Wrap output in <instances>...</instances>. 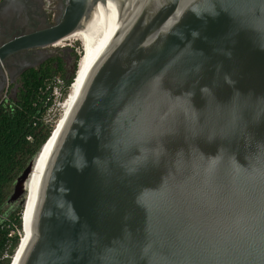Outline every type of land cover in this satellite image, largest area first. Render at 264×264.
<instances>
[{"label":"water","instance_id":"water-1","mask_svg":"<svg viewBox=\"0 0 264 264\" xmlns=\"http://www.w3.org/2000/svg\"><path fill=\"white\" fill-rule=\"evenodd\" d=\"M80 28L15 264H264V0H66L1 52Z\"/></svg>","mask_w":264,"mask_h":264},{"label":"trees","instance_id":"trees-1","mask_svg":"<svg viewBox=\"0 0 264 264\" xmlns=\"http://www.w3.org/2000/svg\"><path fill=\"white\" fill-rule=\"evenodd\" d=\"M52 70L28 69L15 100L0 105V264L11 263L22 236L24 202L11 200L14 186L54 127L43 121L57 74ZM73 77H63L68 87Z\"/></svg>","mask_w":264,"mask_h":264},{"label":"flooded vegetation","instance_id":"flooded-vegetation-1","mask_svg":"<svg viewBox=\"0 0 264 264\" xmlns=\"http://www.w3.org/2000/svg\"><path fill=\"white\" fill-rule=\"evenodd\" d=\"M66 0H4L0 3V105L15 100L30 68H53L55 76L70 77L78 63L71 46H48L1 52L16 37L44 29L59 20ZM52 47V48H51Z\"/></svg>","mask_w":264,"mask_h":264},{"label":"bare ground","instance_id":"bare-ground-1","mask_svg":"<svg viewBox=\"0 0 264 264\" xmlns=\"http://www.w3.org/2000/svg\"><path fill=\"white\" fill-rule=\"evenodd\" d=\"M72 39L81 41L83 52H82L80 59H79V62H78L77 72H76V75L74 76L75 79H74L72 85L70 86L69 93H68V96L66 98V102L64 103L62 114L58 118L57 122L55 123L58 125L55 128V130L53 132H51L52 134L49 136L47 141L43 144L42 149L39 151L38 155L36 156L32 171H31V173L27 179V182H26V188L28 189V191H27V196H26L27 201H25V206H24L25 209H24V214H23V233L24 234L21 237L22 239L20 241V247H18V251L15 255V259H14L13 264L16 263L17 258L19 256L24 244H25V241L27 240L28 236L30 235V233L28 231H25L26 221H27V216H28V212H29L32 194H33L35 184H36L38 169L40 167L42 159H43V157H44L55 133L57 132L62 120L64 119L67 111L69 110L72 103L74 102V100L78 96V94H79L81 88L83 87V85L87 79V76L90 72V68L86 67L87 58H88V38H87L86 32L83 28H80L73 35H71L67 39L59 42L58 44H56V46H65L64 45L65 42L70 41Z\"/></svg>","mask_w":264,"mask_h":264},{"label":"built area","instance_id":"built-area-1","mask_svg":"<svg viewBox=\"0 0 264 264\" xmlns=\"http://www.w3.org/2000/svg\"><path fill=\"white\" fill-rule=\"evenodd\" d=\"M4 0H0V3ZM68 87L66 81L62 76H55L51 90V102L43 116L44 123L53 125L57 118L62 114L64 103L68 96Z\"/></svg>","mask_w":264,"mask_h":264},{"label":"rangeland","instance_id":"rangeland-1","mask_svg":"<svg viewBox=\"0 0 264 264\" xmlns=\"http://www.w3.org/2000/svg\"><path fill=\"white\" fill-rule=\"evenodd\" d=\"M65 46H71V47H74L75 48V53H77V55H78V57H79V59H80V56H81V54H82V52H83V48H82V44H81V41H79V40H75V39H72V40H70V41H67V42H65V44H64ZM52 48V47H51ZM56 48H62V46H56ZM79 59H78V62H79ZM77 66H78V63H77V65H76V69H77ZM75 69V70H76ZM68 93H69V90H68ZM61 116V115H60ZM59 116V117H60ZM58 117V118H59ZM58 118H57V120H58ZM57 120H56V122H57ZM57 125L58 124H54V127H53V129H52V132L55 130V128L57 127ZM52 134V133H51ZM50 134V135H51ZM27 191H28V189L26 188V192H25V199H26V196H27ZM21 199L22 198H20V199H18L17 201L19 202V201H21ZM25 201H27V200H25ZM25 201H24V206H25ZM24 209H25V207H24ZM24 209H23V214H24ZM24 233H23V229H22V233H21V235H23ZM22 237V236H21Z\"/></svg>","mask_w":264,"mask_h":264}]
</instances>
